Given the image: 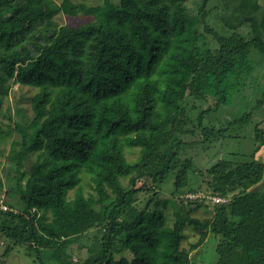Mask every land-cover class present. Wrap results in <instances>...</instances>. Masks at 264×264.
Here are the masks:
<instances>
[{
    "label": "trees",
    "instance_id": "16d2710c",
    "mask_svg": "<svg viewBox=\"0 0 264 264\" xmlns=\"http://www.w3.org/2000/svg\"><path fill=\"white\" fill-rule=\"evenodd\" d=\"M188 1L0 0V111L15 84L38 89L29 125L9 131L0 120V144L13 130L23 137L21 149L9 156L18 172L10 191L22 206L17 212L0 210L23 223H0V232L26 245L28 254L35 252L41 264L43 253L67 251L94 227L102 233L96 248L78 264H116L125 251L130 264H190V253L210 235L220 237L215 264H227L224 249L241 264H264V163L255 157L264 146L260 124L249 160L220 158L198 170L210 177L204 193L228 198L215 204L212 216L200 219L175 199L160 198L170 173L172 195L199 191L190 177L194 160L186 152L192 141L184 136L200 130L203 139L193 142L211 143L253 116V110L246 112L217 129L205 124L208 108L191 129L183 92L206 99L205 79L217 75V68H232L238 80L252 70V49L264 58V15L253 16L264 9L259 0H225L232 15L219 17L220 24L210 23L216 18L213 0L194 7ZM40 6L47 9L36 11ZM59 13L93 19L68 26L55 18ZM105 34L111 36L110 48L101 45ZM236 40L251 45L246 55H239ZM263 107L264 90L253 108ZM127 148L139 149L135 161L127 158ZM127 177L130 187L122 182ZM187 225L199 233L189 248L182 246Z\"/></svg>",
    "mask_w": 264,
    "mask_h": 264
},
{
    "label": "rangeland",
    "instance_id": "374dc122",
    "mask_svg": "<svg viewBox=\"0 0 264 264\" xmlns=\"http://www.w3.org/2000/svg\"><path fill=\"white\" fill-rule=\"evenodd\" d=\"M60 4L63 0H54ZM75 3H85L87 5H99L104 0H72ZM117 2L118 0H113ZM199 0H189L190 6L194 7ZM216 9L213 13L216 18L210 19V23L219 21V17H226L230 19L231 12L225 7H232L231 3L225 2V0H213L212 3ZM259 4L264 8V0H259ZM46 6H40L36 8V11L46 10ZM6 15V14H5ZM264 15V9L260 12L254 13V19L261 20ZM60 24L68 26H78L82 23H89L93 17L87 16L83 13L76 16H68L64 13H59L55 16ZM223 24V23H222ZM244 31H248L244 28ZM227 32L226 34H229ZM211 40V35H209ZM211 45L214 43L210 41ZM234 43V42H233ZM236 45L241 48L238 52L246 55L251 45H243L239 40H236ZM102 47L111 46L110 34L102 36ZM216 46V45H215ZM249 60L252 64L251 72L242 74L238 80H233V69H224L219 67L215 70L217 75L208 76L205 79V88L208 92L206 99L197 98L187 95V91L183 92L184 101L182 105L186 107L187 113L193 120L194 124L190 125L191 129L197 127L199 122L198 116L202 111L210 108L211 112L206 116L205 124L207 126H213L217 129L222 127H229L235 119L240 118L246 112L253 110V116L245 126H239L233 124L231 128H228L225 132V136L212 141L211 143H195V139L201 140L202 132L197 130L196 134L191 136H184L185 140L192 141L187 146V155L194 160V170L190 171V177L192 182H199L200 186L198 192H201L200 197L195 200H191L189 194H183L178 192L176 195H172L174 191V175L170 173L160 187V198H173L180 205H185L187 208L193 209L192 215L200 219H204L212 216L216 211L215 202L205 197V189L207 186L206 181L210 179L209 176L202 175L198 170L204 169L212 165L220 158H229L233 160H249L255 149V126L260 124L264 128V107L253 108L256 100L260 97L264 90V58L257 50L252 49L249 53ZM38 89L31 86H22L15 84L9 97L4 102L3 110L0 111V120L2 126L11 131L19 124L25 127L29 125L35 116L32 106L31 98L37 92ZM183 129L182 126H179ZM23 137L21 131H15L0 144V179L2 187H0V202L4 201V207L0 205L2 211L17 212L22 206V202L18 194L10 191L16 184L17 170L15 162L9 159L11 151H19L22 147ZM208 146V147H205ZM140 152L138 148H127L126 156L130 161H135ZM255 157L264 163V146L256 153ZM36 154L30 156L24 164V169L28 170L29 167L35 162ZM124 185L130 187L129 177L122 178ZM73 194V191L71 192ZM186 195V196H185ZM183 197V199H181ZM141 199H147L145 196H141ZM190 202L193 204L190 205ZM173 207L171 205L166 208L168 214L169 224L173 222ZM0 223L3 226H11L13 224H22V218H16L12 221V218H7L5 215L0 214ZM86 236L75 241L67 251L63 253L51 252L43 253L46 264H78L90 255L91 248H96V242L100 235L99 227H94L90 231L85 233ZM183 247L189 248L190 244L198 239L199 233L193 226L187 225L184 229ZM90 237V238H87ZM220 237L210 235L207 240L196 250L192 251L190 264H215L219 259L218 243ZM9 244L14 245L13 250L7 252L6 248ZM222 258L227 264H241V259L235 253H231L226 249L223 250ZM131 255L125 251L119 257L116 264H130ZM0 264H41L39 258L35 252L28 254L26 245H19L13 242L11 238H8L5 234L0 232Z\"/></svg>",
    "mask_w": 264,
    "mask_h": 264
},
{
    "label": "built area",
    "instance_id": "2783aa9c",
    "mask_svg": "<svg viewBox=\"0 0 264 264\" xmlns=\"http://www.w3.org/2000/svg\"><path fill=\"white\" fill-rule=\"evenodd\" d=\"M186 195L189 194L191 200H195L198 197H200L201 192L195 191V192H187L185 193ZM185 195V196H186ZM205 197H207L208 199H211L213 202H215V204L219 203V202H226L228 200L227 196H223V195H218V194H207L205 193ZM183 198V197H182ZM4 201L2 200V202H0V205H2L4 207Z\"/></svg>",
    "mask_w": 264,
    "mask_h": 264
}]
</instances>
